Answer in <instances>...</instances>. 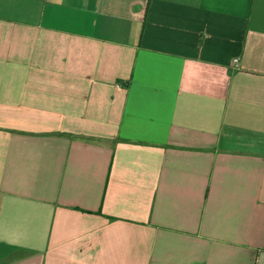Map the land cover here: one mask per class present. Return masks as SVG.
I'll list each match as a JSON object with an SVG mask.
<instances>
[{"label":"crops","instance_id":"0c3cea01","mask_svg":"<svg viewBox=\"0 0 264 264\" xmlns=\"http://www.w3.org/2000/svg\"><path fill=\"white\" fill-rule=\"evenodd\" d=\"M0 264H264V0H0Z\"/></svg>","mask_w":264,"mask_h":264}]
</instances>
